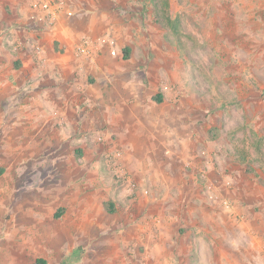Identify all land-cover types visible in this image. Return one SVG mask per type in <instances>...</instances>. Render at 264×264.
Instances as JSON below:
<instances>
[{
	"label": "rangeland",
	"instance_id": "obj_1",
	"mask_svg": "<svg viewBox=\"0 0 264 264\" xmlns=\"http://www.w3.org/2000/svg\"><path fill=\"white\" fill-rule=\"evenodd\" d=\"M65 1L0 0L35 63L0 82V264H264V0Z\"/></svg>",
	"mask_w": 264,
	"mask_h": 264
},
{
	"label": "crops",
	"instance_id": "obj_2",
	"mask_svg": "<svg viewBox=\"0 0 264 264\" xmlns=\"http://www.w3.org/2000/svg\"><path fill=\"white\" fill-rule=\"evenodd\" d=\"M66 7H67V3H66ZM28 8L29 9H26V11L23 10L24 12H22V13H24V14L28 13L29 15L31 14L34 16H38L39 18L42 17V15L40 13L33 11L29 7V2H28ZM65 8H64V10H65ZM64 10L58 14L56 21L63 19L64 14L66 13V11H64ZM41 20H42V18H41ZM23 35L25 37V34H23ZM30 36H31V34H29L28 37H26V38H29ZM54 36H57V35L54 34ZM4 48H6V47H4ZM4 48H3V50L1 49L2 52H0V82L7 83L8 84L7 87H10L13 90H15L13 92L16 93L18 96V94L21 93L20 90L22 89V87L25 86L26 84L30 85V82L32 81L33 76L31 75V72L34 71V69H35V66H34L35 63H33V59H32L33 53L31 54V52H29V51L27 52L26 50H23L21 47L20 48L14 47L12 50V52H13L12 60L10 61V63L5 64L4 57H2V55L6 56L4 54L8 51H6ZM37 54H40V52L38 51ZM55 57H57V56H55ZM47 58L50 60V58L48 56H47ZM48 59H47V61H44V64L50 63L48 61ZM56 60L60 61V59L58 57ZM29 62H31V64H29ZM67 67L69 68V66L63 65L62 63H60V64H57V67L55 70L59 75L62 74L65 76L66 71L67 72L70 71L69 69H66ZM57 83L60 84V82H57ZM62 83H63V81H62ZM29 95H30V93H28L27 96H25V94H24V97L21 101L22 102L27 101L28 104L31 105L33 102L32 101L33 99H28ZM16 118H18V117H16ZM16 118L14 117L13 120H15Z\"/></svg>",
	"mask_w": 264,
	"mask_h": 264
},
{
	"label": "built area",
	"instance_id": "obj_3",
	"mask_svg": "<svg viewBox=\"0 0 264 264\" xmlns=\"http://www.w3.org/2000/svg\"><path fill=\"white\" fill-rule=\"evenodd\" d=\"M29 7L42 15V20L47 25L56 22L58 14L66 7L65 0H28Z\"/></svg>",
	"mask_w": 264,
	"mask_h": 264
},
{
	"label": "trees",
	"instance_id": "obj_4",
	"mask_svg": "<svg viewBox=\"0 0 264 264\" xmlns=\"http://www.w3.org/2000/svg\"><path fill=\"white\" fill-rule=\"evenodd\" d=\"M122 52H123V58L126 59V57L128 56V53H129V49L124 48L122 50ZM218 136H219L218 131L215 128H212L210 139L215 140L218 138ZM107 206H111V204L108 203ZM108 209H109L108 210L109 212H113L112 208L108 207ZM62 212H63V210H58V215H56V217H58ZM34 264H45V262L42 259H37Z\"/></svg>",
	"mask_w": 264,
	"mask_h": 264
}]
</instances>
